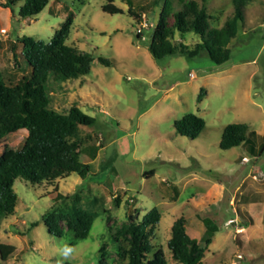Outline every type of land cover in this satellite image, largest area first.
<instances>
[{
  "label": "rangeland",
  "instance_id": "1",
  "mask_svg": "<svg viewBox=\"0 0 264 264\" xmlns=\"http://www.w3.org/2000/svg\"><path fill=\"white\" fill-rule=\"evenodd\" d=\"M196 1L213 27L236 23L224 65L205 54L155 58L149 47L161 4L153 15L134 18L126 0H114L124 11L119 14L102 10L108 0H52L40 14L20 18L22 2L12 10L0 0V73L8 84L30 71L18 37L48 42L71 19L67 43L92 53L95 62L84 78L51 85V108L68 114L77 106L94 117L95 124L79 126L70 141L79 149L100 145L95 159L81 152V161L91 165L86 179L71 174L41 185L16 180V211L0 222V243L15 249L0 264H101L102 251L106 264H123L116 234L129 237L131 216L141 220L153 208L162 216L149 238L163 249L167 264H182L168 247L172 225L181 217L186 233L203 248V264H264V151L220 147L230 123L249 124L258 144L263 141L264 0H244L242 21L236 20L237 0ZM198 41L193 33L184 40L191 48ZM101 56L111 64H102ZM190 112L206 122L196 139L174 127ZM28 134L22 128L6 136L0 156L6 147L20 149ZM78 211L93 215L86 238L74 239L62 219L61 232H49L52 213ZM205 217L220 228L210 244L203 240ZM68 247L72 253L65 259L61 253Z\"/></svg>",
  "mask_w": 264,
  "mask_h": 264
},
{
  "label": "trees",
  "instance_id": "2",
  "mask_svg": "<svg viewBox=\"0 0 264 264\" xmlns=\"http://www.w3.org/2000/svg\"><path fill=\"white\" fill-rule=\"evenodd\" d=\"M52 0H7V7H15L22 2L18 16L34 17L40 14ZM128 14L136 17L140 13L153 15L161 4L159 18L153 28L150 52L157 59L165 56L183 55L195 58L207 55L216 65H224L231 58L232 40L236 37V23L227 21L222 27H213L208 13L196 0H126ZM114 0H108L102 10L109 14L124 13ZM244 0L236 1V20L244 19ZM56 33L48 42L33 36L23 35L17 41L23 45L20 55L30 69L15 84H8L0 73V141L19 129L28 130V138L20 149L6 147L0 156V222L13 215L18 203L14 184L23 178L32 184H53L56 180L78 174L86 179L91 173L90 163L81 161V152H87L95 159L99 146L79 149L77 142L70 138L76 135L79 126H93L95 118L74 106L68 114H60L51 108V85L62 84L84 78L91 70L95 57L92 53L69 45L70 23ZM199 37L194 48L184 42L187 34ZM180 36L175 41L176 36ZM17 45L13 44V50ZM18 53H15L17 57ZM102 64L111 63L99 57ZM50 85V86H49ZM206 126L205 119L195 113H187L174 121L178 134L196 139ZM258 134L247 123H230L222 134L220 147L228 150L243 146L255 155L264 151L263 141L258 144ZM161 212L153 208L139 220L131 216L127 234L119 231L115 236L118 244L119 262L123 264H167L163 249L153 245L149 234L158 225ZM67 224V232L74 239L88 236L93 215L88 211L73 214L52 213L46 220L51 234L61 232L59 220ZM206 226L203 240L210 244L220 230L209 217L203 218ZM186 219H177L171 229L168 247L173 258L182 264H203V248L196 238L186 233ZM14 246L0 243V258L6 260L14 251ZM105 253L102 251L101 264ZM61 264H72L65 261Z\"/></svg>",
  "mask_w": 264,
  "mask_h": 264
},
{
  "label": "clouds",
  "instance_id": "3",
  "mask_svg": "<svg viewBox=\"0 0 264 264\" xmlns=\"http://www.w3.org/2000/svg\"><path fill=\"white\" fill-rule=\"evenodd\" d=\"M71 253H72V249L68 247L65 248L61 254L64 256L65 259H68Z\"/></svg>",
  "mask_w": 264,
  "mask_h": 264
},
{
  "label": "built area",
  "instance_id": "4",
  "mask_svg": "<svg viewBox=\"0 0 264 264\" xmlns=\"http://www.w3.org/2000/svg\"><path fill=\"white\" fill-rule=\"evenodd\" d=\"M144 18H145V15H144ZM142 26H144V27H147V26H148V22H147V20H145V21L142 23ZM140 31H141V29H140Z\"/></svg>",
  "mask_w": 264,
  "mask_h": 264
},
{
  "label": "crops",
  "instance_id": "5",
  "mask_svg": "<svg viewBox=\"0 0 264 264\" xmlns=\"http://www.w3.org/2000/svg\"><path fill=\"white\" fill-rule=\"evenodd\" d=\"M190 236V235H189ZM214 238V237H213Z\"/></svg>",
  "mask_w": 264,
  "mask_h": 264
}]
</instances>
